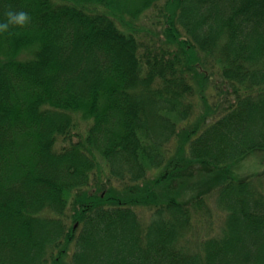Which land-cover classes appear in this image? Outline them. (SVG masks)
<instances>
[{
	"label": "trees",
	"instance_id": "1",
	"mask_svg": "<svg viewBox=\"0 0 264 264\" xmlns=\"http://www.w3.org/2000/svg\"><path fill=\"white\" fill-rule=\"evenodd\" d=\"M9 9L0 264H264V0Z\"/></svg>",
	"mask_w": 264,
	"mask_h": 264
},
{
	"label": "rangeland",
	"instance_id": "2",
	"mask_svg": "<svg viewBox=\"0 0 264 264\" xmlns=\"http://www.w3.org/2000/svg\"><path fill=\"white\" fill-rule=\"evenodd\" d=\"M147 13L149 16L146 17L145 15L144 17L145 25L152 26L151 29L153 30L157 29V25H156L157 23H156V20L154 19L155 12L153 10H150ZM156 31L158 33V30ZM254 160H255V157L251 159V161H254ZM210 201L216 211L215 215L213 216L211 220L207 218H203V215L197 216L196 220L193 221L191 229H189V232H188L189 236L194 241H197L202 236L218 233L219 230H221L220 227L222 225L223 218H225V212L221 211L219 208L217 210L216 201L214 198L210 199ZM143 219L146 222L148 220V216L146 214H143Z\"/></svg>",
	"mask_w": 264,
	"mask_h": 264
},
{
	"label": "clouds",
	"instance_id": "3",
	"mask_svg": "<svg viewBox=\"0 0 264 264\" xmlns=\"http://www.w3.org/2000/svg\"><path fill=\"white\" fill-rule=\"evenodd\" d=\"M4 15L6 16L5 22H0V32H7L11 25L24 26L30 21L29 15L24 11L7 10Z\"/></svg>",
	"mask_w": 264,
	"mask_h": 264
}]
</instances>
